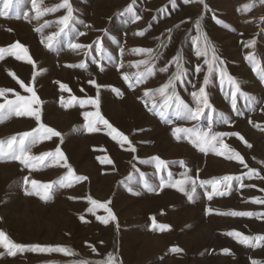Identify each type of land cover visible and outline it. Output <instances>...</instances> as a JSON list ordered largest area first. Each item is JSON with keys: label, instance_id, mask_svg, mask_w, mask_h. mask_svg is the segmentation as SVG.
Segmentation results:
<instances>
[{"label": "rangeland", "instance_id": "obj_1", "mask_svg": "<svg viewBox=\"0 0 264 264\" xmlns=\"http://www.w3.org/2000/svg\"><path fill=\"white\" fill-rule=\"evenodd\" d=\"M60 2L43 0L41 7H54ZM70 3L74 16L71 27L55 38L49 49L46 37L58 31L59 25L54 22L66 10L48 13L37 20L31 0H15L10 10H5L0 0V11L6 13L0 15V48L19 42L35 62L33 66L27 60L9 55L0 60V89L11 90L0 96V103L14 100L16 94L30 96L18 81L33 87L42 102L41 122L61 132L62 137L32 146L31 153L39 155L59 146L75 173L88 177L86 181L74 182L72 187L54 186L51 198L44 200L35 194L37 189L31 180L42 183L58 180L67 173L62 163L50 162L31 170L9 158L0 161V231L25 246L71 250L65 254L26 248L9 255L0 246V264H73L79 260L97 264L106 260L109 253L117 264H252L254 260L264 264V246L249 247L227 235L230 231L264 235V203L254 202L264 201V79L246 59L249 53H254L259 67L264 69V2L204 0L201 4L199 0L188 3L175 0L173 4L172 0H70ZM129 6L132 12L127 11ZM136 16L140 19H135ZM198 19L201 31L225 61L223 67L251 99L238 94L237 110H234L230 87L214 78L206 88L212 108L206 109L198 121L181 120L168 109L165 115L170 117V122L166 123L155 114L164 111L161 105L165 97L159 93L144 97V90L158 89L176 72L174 65L167 73H160L158 69L179 53L187 74L177 82L176 90L195 107L191 93L202 85L207 71V65L203 64V58L197 57L192 44ZM45 21L53 23L37 32ZM79 32L87 34L78 36ZM141 32L143 35L138 34ZM98 39L103 52H98L94 44ZM69 41L93 47L72 50L68 47ZM250 41H254L252 48L246 46ZM137 48L154 50L156 59L152 63L157 70L146 83L133 89L122 77L124 73L132 75L144 70L143 65L132 66L146 58V54L132 51ZM81 63L86 67H70ZM198 64L204 71L195 72ZM90 80L101 87L89 83ZM60 83L68 85L70 91H62ZM97 95L101 114L129 137L135 152L130 151L127 143L121 145L114 141L107 129L87 130L83 112H94L92 105L81 107L75 102L67 103L73 96L87 100ZM145 100L149 101L147 106ZM153 102L157 105L155 110ZM176 126L197 129L210 126L213 132H238L244 140L237 136L223 137L228 145L225 155L212 150L201 152L184 134H179L180 139L173 135ZM36 127L33 117L6 116L0 122V140L7 141ZM232 149L241 154L247 167L227 158ZM157 156L169 162L168 170L174 179L181 178L180 174L185 171L179 164L183 161L197 183L225 175L239 176L241 180H233L230 190L221 189L225 195H214L212 200L207 199L205 188L198 187L197 197L189 201L176 188L160 189L159 175L166 176V173L157 174L154 164L140 162ZM104 158L112 163H101ZM249 169L256 170L251 178ZM141 173L154 191L144 187ZM130 175L132 179L128 180ZM207 191H211L210 186ZM29 192L33 194H26ZM88 195L101 202L110 200L109 207L116 219H109L107 224L97 220V216L108 214L103 209H96L95 215L89 213ZM232 211L255 215L224 214ZM153 218L156 225L170 227L164 230L154 227ZM176 248L182 251H175ZM224 249L229 252L225 253Z\"/></svg>", "mask_w": 264, "mask_h": 264}, {"label": "snow or ice", "instance_id": "obj_2", "mask_svg": "<svg viewBox=\"0 0 264 264\" xmlns=\"http://www.w3.org/2000/svg\"><path fill=\"white\" fill-rule=\"evenodd\" d=\"M43 0H31V4L35 11V19L39 20L42 16L59 11L60 9H65L66 14L60 17L54 23L59 25L58 31L52 33L51 35L46 37V47L51 49L53 47V41L55 38L61 37L62 34H65L67 30L70 29L72 21L74 19L73 16V7L70 3V0H61L60 3L56 4L54 7H41ZM175 0H172L174 4ZM189 0H185V3H188ZM201 4H204V0H199ZM264 2V0H262ZM3 8L5 10H10L12 5L15 3V0H2ZM246 8L250 7L249 5L245 6ZM205 8L207 5L205 4ZM127 11L132 12L133 9L131 6L127 9ZM4 11H0V15H5ZM27 17V13L24 14ZM135 19L139 20L140 17L136 16ZM53 22L45 21L43 25L36 29L37 32H42L44 28L49 27ZM217 23H223V21L217 20ZM85 27H91L90 25H85ZM195 31L196 36L192 38V44L196 48L197 57L203 58V64L207 65V71L203 76L202 85L191 93L192 101L195 107L189 105L177 92L176 85L178 81H182L184 76L187 74V70L183 68L181 63V56L179 53L175 57L172 58L171 62L167 63L164 67H160L158 71L160 73L169 72V67L174 65L176 67V72L172 73L168 80L158 89L155 90H144V97H150L154 93H159L160 96L165 97L164 104L161 107L164 111L155 112V114L159 115L166 123L170 122V117L165 115V112L168 109L172 110V113L176 118L181 120H189V121H198L201 116L204 114L206 109L212 108V105L208 98V93L206 91L207 86L213 82L214 78H218L221 84L227 83L230 87V96L232 108L236 109L237 104V96H242L246 99H251L247 93H244L241 89V85L239 81L233 77L230 73L227 72L226 68L223 67L225 61L217 54V49L215 45L210 41L207 37L206 33L201 31L200 20H196L195 22ZM86 32H79L78 36H85ZM139 35H143V32L138 33ZM44 42V41H42ZM97 45V51L103 52V46L99 39L94 42ZM247 47H254V41H250ZM68 47L72 50H85L92 49V44H83L69 41ZM124 49L121 48V55L123 54ZM134 53H143L146 54L145 59H141L136 64L132 65L133 67L139 68L141 65L145 66L143 71H138L135 74H123V79L126 82H129V88H135L137 85L146 83L147 78L152 76L156 69L155 64L152 63L153 60L156 59V54H154V50L152 48H137L132 50ZM87 54V53H86ZM5 55L14 56L17 60H27L29 64L35 66V62L29 56L28 49L24 47L19 42H16L10 45L7 48H0V60L4 59ZM104 59V57H101ZM107 59H111V57H107ZM246 59L252 64L253 71L256 72L261 79H264V69L259 67L258 61L255 58L254 53H249L246 56ZM93 63H97L95 59L92 61ZM70 67H80L85 68L86 65L81 63L79 65H70ZM123 67V64H121ZM101 71L103 68L101 67ZM204 71L203 66L197 65L195 68L196 73H200ZM36 74L34 73L33 76ZM134 77V82L133 81ZM21 88H23L26 92L30 93V96H23L16 94V98L14 100H6L5 103H0V122L8 116H17V117H33L37 122V127L32 129L31 131H26L20 133L17 136H12L7 141L0 140V161H3L5 158H9L14 161H18L21 165L31 169L38 170L40 167L47 166V163L56 162L62 163V166L67 169L66 175L62 176L56 181L42 183L37 180H31V184L34 189H37L35 192L36 195H40L41 199L47 200L51 198L52 190L55 187L58 188H66L72 187L74 182H83L88 179L87 176L77 175L75 170L68 163L67 158L64 152L61 150L59 146H57L54 150L45 151L39 155H35L31 153V147L45 140H51L53 137H62V133L45 125L41 122V100L37 95V92L33 87L25 85L23 81H18ZM89 83L95 85L97 88L101 87V85L96 84V81L90 80ZM62 91H70L68 89V85L60 83L59 85ZM193 88H196V85H193ZM11 91L10 89H0V96H5L6 93ZM113 91L120 93V90L117 88H113ZM78 103L81 107L85 105H92L96 110L94 112L84 111L83 117L86 121L85 127L89 132H98L103 131L104 129L108 130V135L121 145L127 143L130 147V151L135 152L136 148L132 146L129 137L126 136L123 132L119 131L115 128L105 117L101 114L100 111V100L99 95L96 98H89L87 100L77 99L75 96L71 98L67 103ZM62 105L65 103L63 97H61ZM146 106L149 103L148 100H145ZM35 106V107H34ZM157 105L153 102L152 108L155 110ZM227 123V121H225ZM251 123V121H250ZM179 134H184L190 140V142L197 147L201 152H205L208 150H212L217 152L218 155H225V150L228 149V145L224 143L223 137L225 136H237L240 140H244L243 136H241L238 132H213L211 127L208 129H197L195 127H182L176 126L173 129V135L176 136L177 139H180L181 136ZM247 144V141H244ZM251 147L250 144L247 145ZM231 155H228L227 158L229 160H237L241 164H244L245 167L247 165L244 163V158L241 154L235 149L231 150ZM141 163H151L154 164L156 173H166L165 175H159L160 179V189L164 187H173L178 191L184 193L189 201L194 200L198 193L197 188H205V194L208 200H212L214 195H225V191L221 190L226 189L230 190L232 187L233 180L239 182L241 177L236 176L233 177L231 175H225L223 177L213 178L210 180H199L197 183V179H193L188 173L190 169H187L186 165L183 161H180L179 164L181 167L185 168V171L180 174L181 178L174 179L173 174L169 171V162L161 159L160 157H152L148 160H141ZM101 163H112V161L108 158H104L101 160ZM256 173L255 169H249V178L251 175ZM131 175L128 177V180H131ZM140 179L143 181V185L145 188H149V190H155L151 188L148 183V180L145 178L144 174H140ZM25 183H28L27 178H25ZM210 186L211 191H207V187ZM42 190V193L41 191ZM129 191H132L129 188ZM33 194V193H26ZM71 199H76L74 197H70ZM86 200L91 205L87 209V211L93 215H95L96 209H103L108 215L107 217L97 216V220H100L102 223L107 224L109 219L115 220L116 217L109 207L111 201L101 202L97 199H94L91 195L86 197ZM256 203H264L261 200H255ZM225 215L230 216H252L255 215L251 212L244 211H232L228 213H224ZM80 219L83 221L84 217L81 216ZM154 227H158L161 230L168 229L170 226L166 224H155V218H153ZM229 236H233L238 238L239 243L244 244L249 247H260L264 246V235L258 236H249L244 235L238 231H230L227 233ZM0 246L5 248L9 255H15L17 251H23L26 248L31 251L38 252H62L65 254H69L71 252L70 249L64 247H41L40 245L34 246H25L19 243L13 242L3 231H0ZM175 251H182L179 248L174 249ZM225 253L229 252L228 249L223 250ZM73 264H92L91 261L79 260L73 261ZM97 264H117L116 258L109 253L106 260L99 261ZM252 264H257L254 260Z\"/></svg>", "mask_w": 264, "mask_h": 264}]
</instances>
